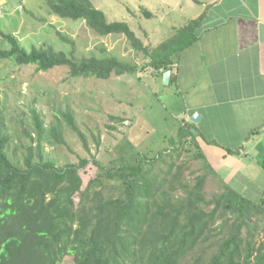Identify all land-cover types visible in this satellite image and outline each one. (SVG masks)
Returning a JSON list of instances; mask_svg holds the SVG:
<instances>
[{
	"label": "trees",
	"instance_id": "1",
	"mask_svg": "<svg viewBox=\"0 0 264 264\" xmlns=\"http://www.w3.org/2000/svg\"><path fill=\"white\" fill-rule=\"evenodd\" d=\"M44 1L52 14L83 20L98 35H123L136 51L147 56V65L156 76L166 70L175 72L177 54L196 41L204 18L203 13L189 20L150 49L127 22L108 21L91 0ZM144 15L151 17L146 11ZM2 36L10 47L0 48V59L34 65L38 70L66 66L73 77L100 79L133 70L131 64L114 56L75 59L51 46L27 51L12 34ZM62 115L88 150L73 116ZM32 119L36 145L34 151L33 145L26 147L20 167L8 156L10 136L0 118V264H61L67 255L73 257L74 264H264V242L255 247L242 234L262 203L256 205L229 186L207 199V174L196 176L191 187L179 181L182 170L174 168L179 157H170L169 162L160 157L170 149L151 158L137 153L130 162L121 159L120 164L107 168L93 161L101 172L83 187L79 170L88 160L58 166L43 154L42 144L44 140L65 142L60 123L46 131L36 111H32ZM189 126L195 128L192 122L181 126L169 144L196 143L197 135ZM226 150L239 154L236 149ZM197 156L211 171L204 154L198 151ZM157 162L162 166L155 170ZM258 164L264 169V159ZM110 186L115 193L107 191ZM218 219L220 225H216Z\"/></svg>",
	"mask_w": 264,
	"mask_h": 264
},
{
	"label": "rangeland",
	"instance_id": "2",
	"mask_svg": "<svg viewBox=\"0 0 264 264\" xmlns=\"http://www.w3.org/2000/svg\"><path fill=\"white\" fill-rule=\"evenodd\" d=\"M91 1L104 11L108 21L127 22L150 49L175 34L201 10L196 0ZM0 2L5 10V14L0 15L2 49L10 47L2 33H10L27 51L32 47L51 46L75 59L110 55L133 66L127 73H111L109 78L100 79L73 77L66 66L42 71L34 65L0 59V118L10 136L9 157L22 167L26 147L33 145L34 151L36 135L32 111L40 115L46 131L59 122L65 140L56 144L44 140L45 156L58 166L88 160L79 170L83 187L101 172L98 166H115L121 159L130 162L137 153L157 157L159 151L170 149L160 157L167 162L170 157H179L174 166L182 170L179 181L191 187L196 176L207 174L204 185L207 199L219 195L225 186H229L256 205L262 203L248 219L242 234L255 247L264 242V169L257 163L258 157L239 155L223 162L219 157H206L211 170L207 171L205 161L197 156L198 151L205 154L197 143L169 144L168 140L177 136L181 125L184 101L175 94V86L163 84L162 77L153 73L143 52L136 51L121 34L101 36L83 20L62 19L52 14L44 0ZM144 11L151 17L147 18ZM66 112L73 116L88 150L79 135L66 125L62 115ZM214 147L221 152L219 146ZM214 161L218 163L213 167ZM159 165L157 162L155 170ZM176 186L180 188L178 183ZM107 191L112 194L116 189L110 186ZM220 223L218 219L216 225ZM61 264H74L73 257L65 256Z\"/></svg>",
	"mask_w": 264,
	"mask_h": 264
},
{
	"label": "crops",
	"instance_id": "3",
	"mask_svg": "<svg viewBox=\"0 0 264 264\" xmlns=\"http://www.w3.org/2000/svg\"><path fill=\"white\" fill-rule=\"evenodd\" d=\"M196 2L201 10L192 19L204 13L197 39L177 54L169 80L184 101L180 127L198 113L197 131L189 127L205 157L263 160L264 0Z\"/></svg>",
	"mask_w": 264,
	"mask_h": 264
},
{
	"label": "water",
	"instance_id": "4",
	"mask_svg": "<svg viewBox=\"0 0 264 264\" xmlns=\"http://www.w3.org/2000/svg\"><path fill=\"white\" fill-rule=\"evenodd\" d=\"M170 70H166L162 73V83L167 85L169 84L170 80ZM201 119V116L198 113H193L192 116L190 117V120L194 123H198V121ZM193 131V130H192ZM194 132V131H193ZM195 133V132H194Z\"/></svg>",
	"mask_w": 264,
	"mask_h": 264
},
{
	"label": "built area",
	"instance_id": "5",
	"mask_svg": "<svg viewBox=\"0 0 264 264\" xmlns=\"http://www.w3.org/2000/svg\"><path fill=\"white\" fill-rule=\"evenodd\" d=\"M1 14H2V6H1V2H0V15H1ZM173 66L175 67L176 64L174 63ZM153 73H154V71H153Z\"/></svg>",
	"mask_w": 264,
	"mask_h": 264
}]
</instances>
